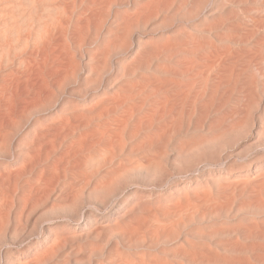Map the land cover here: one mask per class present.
Listing matches in <instances>:
<instances>
[{"label": "rangeland", "instance_id": "1", "mask_svg": "<svg viewBox=\"0 0 264 264\" xmlns=\"http://www.w3.org/2000/svg\"><path fill=\"white\" fill-rule=\"evenodd\" d=\"M45 6L26 46L54 40L63 56L39 59L29 84L48 76L53 94L28 92L0 172L28 130L59 133L58 159L92 137L66 169L53 159L65 170L50 181L0 191V264H264V0Z\"/></svg>", "mask_w": 264, "mask_h": 264}, {"label": "bare ground", "instance_id": "2", "mask_svg": "<svg viewBox=\"0 0 264 264\" xmlns=\"http://www.w3.org/2000/svg\"><path fill=\"white\" fill-rule=\"evenodd\" d=\"M49 0H0V150L1 148H6L9 147L8 145H10L12 143V140H13V135H15V128L17 126H19V122L22 121V120H25L27 119V116H26V113L29 109V105L32 101H35L37 99V97H41L40 96V92H43V88L44 87H47L48 86V89H49V86L48 85V82L50 83V80L48 81L47 77L45 75L47 74H44L43 77H46V78H42L41 74H43V72L39 75L37 72H36V76H40L41 78L39 79H42V80H38V83L39 85L37 84V86H34V85H31L29 84V81L33 80L31 79V75L32 74H35L34 72V69H35V66L36 64H38L40 61L39 59H43L44 61L49 57L52 58V56H54V53L55 50H58L56 49L57 47H54L55 49L53 50V45L55 44L54 43V40H51L47 43V45H44V43L40 42L41 39H39L38 42H40L38 44V47L37 48H33L31 46H26V44L28 43V40L31 36H33L36 32V20L38 19V15L39 13L41 12V9L42 8H46V4L48 3ZM49 8V7H47ZM38 40V39H37ZM35 41V40H34ZM33 41V42H34ZM30 42V41H29ZM35 44V43H34ZM56 45V44H55ZM54 45V46H55ZM26 46V47H24ZM57 46V45H56ZM61 51H57V52H61L60 54H62V49L60 48ZM59 54V56H60ZM57 56V54H56ZM54 57L55 60L57 59H61V57ZM63 56V54H62ZM50 58V59H51ZM42 59H41V62H42ZM49 59V60H50ZM53 59V58H52ZM50 60V61H54L53 60ZM63 60V59H62ZM39 61V62H38ZM40 62V64H41ZM48 61H46L47 63ZM55 63H58L56 61H54ZM62 63V61H59ZM44 62V64H46ZM65 63V62H64ZM43 64V63H42ZM59 64V63H58ZM57 64V66H58ZM61 65V64H60ZM59 65V66H60ZM50 67H52V69L54 70V65H50ZM63 66V63L62 65ZM65 66V65H64ZM57 68V67H56ZM61 68V67H60ZM59 68V69H60ZM63 68V67H62ZM51 69V68H50ZM51 69V70H52ZM40 70L41 72V68L38 69ZM49 70V69H48ZM51 70H49L48 72L51 74ZM56 70V69H55ZM54 70V71H55ZM62 70V69H61ZM58 71V70H57ZM53 72V71H52ZM56 75L54 72L52 73V75L49 77V79H52L54 77V75ZM53 76V77H52ZM57 76V75H56ZM34 77V75H33ZM37 78V77H36ZM35 78V79H36ZM55 78V77H54ZM53 78V79H54ZM34 79V80H35ZM55 80V79H54ZM53 80V82H55ZM22 81H25V88H28L29 89V86L31 87L30 89L31 90H27L25 91V95L23 93V91L19 93V87L20 86H23V85H20V83ZM33 82V81H32ZM37 82V81H35ZM34 82V84H35ZM57 82V80H56ZM59 82V80H58ZM57 82V83H58ZM31 83V82H30ZM32 84V83H31ZM52 84H55V83H52ZM36 85V84H35ZM59 85V84H58ZM55 86V85H54ZM57 86V84H56ZM47 89V90H48ZM52 90L51 88L49 89V91ZM32 93V96L34 95V97L36 96V99L35 98H32L31 96L28 97V92ZM49 91L47 93V91L44 89V92L41 93V95H45L47 96L49 94ZM46 92V93H45ZM45 93V94H44ZM53 93L52 91H50V94L48 95L51 96ZM35 99V100H32L29 102L30 99ZM97 98V97H96ZM119 98V97H118ZM130 98V96H129ZM108 100V99H107ZM117 100L120 101V99H114V101L116 102ZM123 100V99H121ZM126 100V99H124ZM123 100V101H124ZM40 101V100H39ZM101 101V100H100ZM113 99L111 100V104L113 103L112 102ZM117 101V102H119ZM110 102V101H109ZM114 102V103H115ZM38 103V102H37ZM109 105H111L110 103H108ZM113 105V104H112ZM118 105V104H117ZM32 106V105H31ZM35 106V105H34ZM93 106V105H92ZM100 105L98 104V107ZM100 107H102L101 109H99V111H94V112H100L102 110V112L105 111V109H107L106 112H104V114L106 113L107 115H109L108 113V109H110V107L108 108L107 106H104L101 105ZM107 107V108H105ZM116 107V106H114ZM113 107V108H114ZM118 107V106H117ZM130 107V106H128ZM133 107V106H132ZM93 108V107H92ZM105 108V109H104ZM97 109V108H96ZM97 109V110H98ZM89 110V108H88ZM114 110V109H113ZM111 110V112L113 111ZM69 111V110H68ZM108 112V113H107ZM78 113V112H77ZM95 113V114H96ZM129 113V112H128ZM132 113V112H131ZM29 114V113H27ZM72 114V113H71ZM94 114V115H95ZM98 114V113H97ZM102 114V113H101ZM101 114H99L100 116H102ZM105 114V115H106ZM125 115V114H124ZM82 116V115H81ZM85 116V115H84ZM91 116V114H90ZM100 116L98 118H100ZM104 116V115H103ZM129 116V115H128ZM131 116V115H130ZM31 117V116H30ZM79 117V116H78ZM94 117V116H93ZM127 118V117H126ZM67 119V118H66ZM75 119V118H74ZM78 119V118H77ZM62 120V119H61ZM117 120V119H116ZM145 120V119H144ZM57 121V120H56ZM69 121V120H68ZM66 122V121H65ZM123 122V121H122ZM22 123V122H21ZM67 123V122H66ZM70 123V122H68ZM67 123V124H68ZM106 123V122H104ZM124 123V122H123ZM122 123V125H123ZM140 123V121H139ZM39 124V123H38ZM111 124V123H110ZM125 124V123H124ZM41 125V124H39ZM48 125V124H47ZM65 125V124H64ZM70 125V124H69ZM77 125V124H76ZM21 126V124H20ZM75 126V125H74ZM116 126V125H115ZM40 127V126H39ZM64 127V126H63ZM62 127V129H63ZM71 127V126H70ZM120 127V126H119ZM137 127V126H136ZM18 128V127H17ZM34 128V127H33ZM37 128V127H36ZM72 128V127H71ZM69 128V130L71 129ZM106 128V127H105ZM35 129V128H34ZM41 129V130H39ZM43 129V130H42ZM45 128H38V130H28L26 132H24L21 136V138L19 139V144H22L21 142H23V144L26 146V149L25 151H18V156L15 160V167L13 171H9L6 169L2 170V172H0V191H9L10 189H13V191L15 190L14 187L16 184H17V181L19 180L20 177L22 176H27V174H31V175H34V176H37V174H39L41 176L40 173H42L43 175L45 173V176H48V179L50 181V178L52 176V172H46L48 169L49 170H54V168L56 167L57 169L64 171L66 169V165H63L62 166H65V169L63 170L62 166L59 167L61 164L59 163V161L57 160H61L62 161V157L66 155H71L73 157H78L79 154H81L80 152L84 153L83 150L84 148L88 147V144H86L84 142V145H82V142H83V139L84 141L85 140H89L90 138V142H91V133L88 135L89 138H85V136L83 137H80L81 140H80V143L76 141L77 143V146L80 145V149H77L74 148V146H70V148L68 147L64 149V151H62L60 155V159L58 158H55V149H53V145L51 144V146L49 147L48 144H50L49 142L51 141V138H55L57 135H59V133L55 132V130H44ZM61 129V128H60ZM103 129V128H102ZM109 129V128H108ZM118 129V128H117ZM120 129V128H119ZM18 130V129H16ZM98 130V129H97ZM107 130V128L105 129ZM57 131V130H56ZM17 132V131H16ZM60 132V131H58ZM18 133V132H17ZM69 133V132H68ZM99 133V132H98ZM102 133V132H101ZM114 133V132H113ZM117 133V132H116ZM67 134V133H66ZM64 135V134H63ZM103 135V134H102ZM118 136V134L116 135ZM60 138V137H59ZM63 138V137H62ZM83 138V139H82ZM103 138V137H102ZM18 139V138H17ZM77 139V138H76ZM79 141V140H78ZM93 141V140H92ZM17 142V141H15ZM55 142V141H54ZM89 143V145L91 144H95V143ZM97 142V141H96ZM117 142V141H115ZM75 143V141H74ZM76 143H75V146H76ZM82 145V146H81ZM85 146V147H84ZM106 146V145H105ZM84 147V148H83ZM10 148V147H9ZM55 148V147H54ZM62 148V147H60ZM79 148V147H78ZM110 148V147H109ZM63 149V148H62ZM111 149V148H110ZM120 149V148H119ZM4 150V149H3ZM59 150V149H58ZM109 150V149H108ZM85 151V150H84ZM120 151V150H119ZM8 152V151H6ZM20 152V153H19ZM64 152V153H63ZM112 152V151H111ZM59 153V152H58ZM57 153V154H58ZM112 154V153H111ZM108 155V153H107ZM105 155V156H107ZM71 156H68L71 158ZM82 156V155H80ZM113 156V155H112ZM63 157V158H65ZM72 157V158H73ZM84 157V156H82ZM81 157V158H82ZM71 158V159H72ZM111 158V156L109 157V159ZM53 159L60 164L58 167H57V162L54 164V161ZM68 159V158H67ZM74 159V158H73ZM64 160V159H63ZM66 160V159H65ZM77 160V159H76ZM79 161V160H78ZM65 162V161H64ZM75 162V161H74ZM46 163V164H44ZM65 164V163H64ZM42 166V167H41ZM118 166V165H117ZM55 168V169H56ZM110 168V167H109ZM12 169V168H11ZM97 169V168H96ZM106 169V168H105ZM40 172V173H39ZM88 172V171H87ZM109 172V171H108ZM48 174H51V176H49ZM91 174V173H90ZM42 175V176H43ZM54 175V173H53ZM85 175V173H84ZM40 176H38L40 178ZM45 176H43L45 178ZM42 177V178H43ZM50 177V178H49ZM53 177V176H52ZM33 177H31L32 179ZM47 178V177H46ZM45 178V179H46ZM85 178V177H84ZM35 179V178H34ZM38 180V179H37ZM86 180V179H84ZM33 179L31 181V183H33ZM44 181V180H43ZM23 183H25V180L23 181ZM26 183H27V187L29 189H31V187H33V185L29 186L28 183L29 180L27 179L26 180ZM36 183V182H35ZM33 183V184H35ZM46 183V182H45ZM44 183V184H45ZM79 183V182H78ZM51 184V183H50ZM76 184V183H75ZM85 184V182H84ZM90 184V183H89ZM23 185V184H22ZM22 185H20V188L21 190L23 191V193H25L26 190H24L25 188L22 189ZM49 185V184H48ZM77 185V184H76ZM75 185V186H76ZM79 185V184H78ZM77 185V186H78ZM17 186V185H16ZM45 186V185H44ZM26 187V186H25ZM47 187V186H46ZM72 187V186H71ZM82 185L80 186V189H81ZM35 187H33L30 192L34 189ZM45 188V187H44ZM68 188V187H67ZM66 188V189H67ZM75 188V187H74ZM83 188V187H82ZM4 189V190H2ZM48 189V187L46 188ZM78 189V188H77ZM38 190V189H37ZM36 190V191H37ZM72 190V189H71ZM4 191V192H5ZM35 191V190H34ZM47 191V190H46ZM50 191V190H49ZM3 192V193H4ZM29 192V191H27ZM29 192V193H30ZM6 194L9 195V193L5 192ZM10 193H12V190H10ZM77 193V192H76ZM75 193V194H76ZM14 194V192L12 193ZM47 194V193H45ZM64 194V193H63ZM67 194V193H66ZM33 195H36V194H33ZM78 195V194H77ZM6 196V195H5ZM10 196V195H9ZM44 196V195H43ZM54 196V195H53ZM74 196V195H72ZM3 197V195H2ZM1 197V198H2ZM33 197V196H32ZM41 197V196H40ZM12 198V197H11ZM29 198V196H28ZM8 199V198H6ZM36 199V198H35ZM70 199V198H69ZM3 200V199H1ZM12 200V199H11ZM34 200V199H33ZM8 202L10 201L7 200ZM35 202V201H34ZM37 202V200H36ZM9 204V203H8ZM35 206L36 204L33 203ZM6 205V204H5ZM49 205V204H48ZM57 205V204H56ZM10 206V205H9ZM54 206V205H53ZM1 207V205H0ZM3 207V205H2ZM77 207V206H76ZM5 208V207H4ZM37 208V207H36ZM3 209V208H2ZM7 210V208H6ZM2 211V210H0ZM33 211V210H32ZM6 212V211H5ZM20 212V211H19ZM20 214V213H19ZM3 215V214H2ZM21 215V214H20ZM19 215V216H20ZM4 216V215H3ZM1 218V217H0ZM3 219V218H1Z\"/></svg>", "mask_w": 264, "mask_h": 264}]
</instances>
